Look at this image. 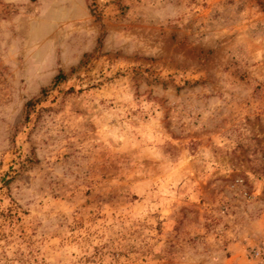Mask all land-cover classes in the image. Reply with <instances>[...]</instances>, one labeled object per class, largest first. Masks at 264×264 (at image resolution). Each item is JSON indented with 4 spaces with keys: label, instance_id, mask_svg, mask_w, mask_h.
<instances>
[{
    "label": "rangeland",
    "instance_id": "obj_1",
    "mask_svg": "<svg viewBox=\"0 0 264 264\" xmlns=\"http://www.w3.org/2000/svg\"><path fill=\"white\" fill-rule=\"evenodd\" d=\"M0 264H264V0H0Z\"/></svg>",
    "mask_w": 264,
    "mask_h": 264
},
{
    "label": "trees",
    "instance_id": "obj_2",
    "mask_svg": "<svg viewBox=\"0 0 264 264\" xmlns=\"http://www.w3.org/2000/svg\"><path fill=\"white\" fill-rule=\"evenodd\" d=\"M63 75H62V73L61 72H59L57 75H56V79H58V78H60V77H62ZM29 103V102H28Z\"/></svg>",
    "mask_w": 264,
    "mask_h": 264
}]
</instances>
